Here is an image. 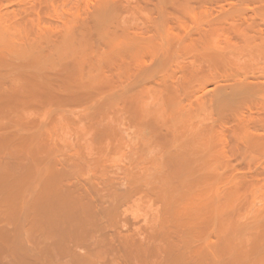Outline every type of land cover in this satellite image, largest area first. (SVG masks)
<instances>
[{
  "label": "rangeland",
  "instance_id": "1",
  "mask_svg": "<svg viewBox=\"0 0 264 264\" xmlns=\"http://www.w3.org/2000/svg\"><path fill=\"white\" fill-rule=\"evenodd\" d=\"M141 1L114 0L116 4L118 3L117 6L119 10H121V12L119 11V17L117 19V22L119 21V26L121 25L120 26L121 28L122 27L123 29L129 28L128 29L129 32L132 31L133 33L135 30L136 32L135 34L138 33L137 34L138 36L141 33V36L143 34L142 37H150V38L155 37L156 40H160V42H162L163 44H165L164 42H167L169 39L173 40L174 36L175 37L176 36L178 37V35L181 36V38L179 37L178 39L177 38L174 39L176 43L175 44L172 43L173 46L171 45L174 48L170 47V49L172 48V50L171 51L169 50V52H171L170 55L172 54L171 56L174 57L173 60H170L167 64H163L168 66V64L171 63L170 66H168L169 68L166 69L167 66L166 67L161 66L163 68V70L161 71L162 74L164 75L166 72L165 76L161 81H164L167 78L168 80L171 79L170 82L165 80L166 83L167 82L170 83V85H168L170 89H168V87H166L167 85L163 84L162 82L161 83L163 86L161 84H155L156 82L152 83V81H150L149 79H148L149 83L147 84L148 82L147 76L145 78L144 73H146L145 75H148L151 69L152 70L150 71V73L151 72L154 73L153 69L154 67H156L154 66L156 62L153 61V59H152L153 62L151 61V58L148 57L149 54L143 56L141 62L142 65H144L143 67H146L145 70L146 72L137 73L138 72L137 71L134 73L133 71L136 69H133V67L131 66L132 68L131 72H133V75H131V72L129 71L130 69L126 71H123L121 69L123 73L118 75L113 71V69L111 70V67H108L107 65L105 66L106 68H104V66L102 67L99 66L100 69L97 67L96 69H93L96 71H98L99 69L98 73L94 71V73L96 72L95 74L96 77L95 75L93 76L94 78L97 79L93 81L94 84L93 82L88 83L87 80H85L86 82L83 81L84 79L82 80L81 77H83L84 75H85L84 77L85 79L88 77L87 76L88 72L87 73L84 72L87 68L85 65H83V67L85 66L84 67L85 70L80 66L79 63L80 60L78 61L77 59V57L80 58V56H75V57L71 56L69 58H65V60L61 61L60 63L61 66H59V64H57L56 66L58 67V69L59 68L62 69L63 66L64 68L62 70L67 71V73L68 71L70 73L72 72L71 74L69 73L71 76L69 77L72 78L76 83L74 85L73 83L74 81L72 82L70 79V82L73 83L71 85L72 87L70 86L71 87L70 89H72L70 90L71 94L69 92V89L63 90L62 88L61 91L60 88H58L55 91L56 95H59L58 97L61 98V101L63 100L65 102L62 101L60 105L59 104L54 105L53 103L45 102L46 104L42 103L43 106L41 105V108L39 106H35V107H39L38 109L37 108L34 109L35 107L34 108L32 107L31 109L32 110L34 109V111H32L30 108L25 109L27 110L28 113L26 111L25 112L22 111V114L23 113L27 114V117L26 114L25 116L23 114V117L27 118V119L25 118L26 121L31 122L30 120H28L31 119L32 120L31 123H33V120L36 123L35 125L33 124L31 130H33L34 129L33 127H35L36 125L39 128L38 129L35 127L34 131L36 132L30 130L31 133L32 134L35 133L34 135H38L40 131V133H42V135L44 136L42 137L41 135V138L39 139V141L42 140L43 142L37 143L40 144V146L38 145L39 147L36 144L34 145L37 147V149L41 148L40 152L43 153L42 157L44 158L46 157V159H49L51 162H55L56 165L55 169L57 170V173H60L61 176L63 175L61 179L63 181L62 184L66 188L72 190V194L75 200L78 202L77 210L79 216L80 218L83 219V221L87 222L89 226L88 233L92 231L93 226H96L97 224L101 226L102 224V226L104 227V234L102 233L101 234L107 237V241H109V244H111V246L121 248L129 264H159V260L162 258L163 255V253L159 255L158 252L159 244L163 246L167 242L168 244L172 245L174 249L176 248L175 250L178 251L179 244H177L176 241H178L177 238L180 237L178 235L179 232L177 233L179 229H177L175 226L173 229L172 223H170V221H167L169 220L168 219L169 216L163 211L164 204H163V200H161L160 198L161 196L164 195L165 189H167L168 192L169 191L171 192L173 190L177 192V190L180 188L179 184L181 183L184 184L187 181L186 184H189V181H191L190 186L192 185L191 184L192 182L197 183L198 176L197 173L195 172L193 174H188L186 172L187 170H185L183 166H180V164L182 165V162L179 161L180 162L179 164L177 159L170 158L171 160H167L168 159L166 157L167 155L163 152L164 149L162 148H164L163 146H165L166 143H167L166 145H168L169 143L172 142L170 140H173L172 139L173 131L169 126L164 125L163 123H161L160 125L159 122L161 121V119L160 120L157 119L158 121L153 120L155 118L147 114L144 111L143 106L141 105L139 106V103L141 101L143 102H141L140 104L145 103V100H147L146 103H148V105H157L158 103L162 105L166 101L164 96L165 91H167L166 92L167 94L169 92L168 95L171 94L172 96L173 94L174 97L176 96V99L178 98L177 99L178 101L180 100V104L183 105L186 112L188 113L194 112V116L192 115V113L190 115L191 117L190 121H192L193 123L192 122L189 123L192 125L194 124L193 127L195 130L197 129V124L199 125L200 123L199 119H198L199 121H196L197 118L201 116L203 117V118L201 117V122L202 120H204V122L200 124L201 125L203 124V126L205 124V127L209 126L208 129H210L209 131H211L210 133L214 140V151L215 150L216 152L218 150H219L218 152L221 151V153L217 152L219 155L214 160L215 162H213V165L215 166L214 168L215 172L213 171L215 175L214 174L213 175L216 176L217 180H215L216 178L213 177L214 179L211 178L208 179L209 181L208 180L204 181L203 182L204 185L202 184L203 180L200 181L201 183L199 182L196 185H194L193 183L192 185L193 187L192 189L196 190L198 188L199 190H203V192H205L206 195L207 193L214 194V191H217L215 196L216 199L215 201L217 202V206L219 205L218 207L216 206L217 209L220 208V210H218L219 214L221 212V215L219 216L220 223L216 225L217 226L215 227L216 229L214 228L215 230H213L214 233L212 234V236L210 234V240H212L213 236L215 237V239L213 238L212 240V242L215 240V242H213L212 245L214 248V244H215L216 249L215 248L214 249L218 253L217 254L213 249L216 256L218 255L219 257V258L217 257L219 260L218 264H246L245 262H242L244 256L241 255L242 254L241 249L244 250V247H246L247 244H249L251 240L250 238H252V236L255 235V233L256 235H258V236L255 235L254 237L258 239L257 255L259 258L255 262L256 264H264V236H263L264 235V145L258 147L257 144L254 143L255 141L260 142L262 141L261 139H264V108H263L264 98L260 97L261 95L255 98L251 97L245 100L246 103L243 101L244 103L243 102L240 103V106L238 105L235 106L237 107V109L233 108L234 109L233 113H231L232 110H230L231 112L229 111L230 113L229 115L227 114L228 111L226 114L224 113L225 115H221L220 113L217 114L215 113L218 112L217 109H215L216 107L215 106L212 107V105L215 104L214 91L216 90V86L219 83H226L232 80L234 81V79L235 81L243 80V82L245 80L247 82L250 81L253 82V80L264 81V72H263L264 71V0H216V1L214 0H209V1L208 0H166V1L141 0ZM99 2L100 0H0V24L1 25L3 24V26L5 25L9 26L10 28L8 30H11L12 33L14 32V34L15 32H17L16 36L18 37L21 38L23 37V39L27 37L28 41L30 40L32 41V40H36L37 38L35 39V35H38L39 40L38 39L37 40L40 41L41 38L42 41L41 33L45 34L46 31H48L47 34L48 33L51 34L49 36L54 35L56 37V35L58 36L64 31V28L67 25L68 26L71 25L72 27L74 26V28L79 27L80 26V25L78 26L79 23L83 24L82 23L83 21L85 22L86 19L88 20L90 18V16L94 12V9L96 8V6L94 5L95 4L97 5ZM127 2H129V5H127L128 4ZM143 2L144 3L147 2V3L144 4ZM169 2L171 3V5ZM92 7H93V11H91ZM145 7L146 9L148 7V10H145ZM175 8L177 11L174 10ZM136 9L137 10L140 9V10L136 11ZM168 9L170 11H168ZM182 12H185L186 15H184L185 13ZM167 13H169L168 16ZM73 14L75 15L74 17L72 16ZM81 14H83V16ZM87 14H89V18ZM164 14H166V16ZM78 15L81 19H79ZM127 16L129 18H127ZM161 20L164 21L162 22V24H161ZM155 21H157L158 23ZM165 21L168 23V25H165L167 24ZM4 23L7 24L4 25ZM218 24L219 26L217 27ZM154 25H156L157 27H154ZM163 25H165V27ZM153 27L156 28L157 30L154 29ZM202 29L204 31H207V33L205 32L206 36H208V32L209 34L212 33L211 49L207 51L197 49L198 50L197 51L196 46L195 49L192 48V50L190 47L187 48L188 45L186 44V42L190 40V39L186 40L187 39L186 37L189 36L188 34H192V35L195 34L194 36L198 37L199 31H200L199 35H201V33L203 32ZM210 29H211V33L210 31H208ZM164 30H166L165 33L163 32ZM160 31L162 32L161 35L164 36L166 40H164L165 38L164 39L161 38L162 36L160 35ZM202 34H204V32ZM32 37L33 39H30ZM27 38L25 41H27ZM160 38L164 41H162ZM183 38L185 39L186 42L183 40ZM177 40L179 42H177ZM180 40L183 41L184 46L186 48L185 50L184 46L182 45V48H184L182 49V52L180 47L182 41L180 42ZM42 44L44 45V41H42ZM187 49H189L190 51ZM32 50L35 51L37 49L36 47H32ZM212 50L214 51V53H217L219 51L220 55H222L221 53H223L224 58L226 57L225 58L226 64L222 63L223 65H221V63H218L219 64L218 65L214 62H211V58L209 59L208 54L213 53ZM200 51L201 52L203 51L202 53H204L205 51L204 55H206V57L203 54H198L201 53ZM208 51H212V52H208ZM169 52H168V56H169ZM197 54L200 56L198 57ZM209 61L210 63H208ZM47 66L46 68L49 74L50 73L55 74L53 73V71L55 72L58 71L56 70L57 68L56 66H51L50 64L51 68L50 67L49 68L51 70ZM148 67L150 68L152 67V68L149 70ZM218 67L220 69H217ZM226 67H228V70ZM61 69L59 70L61 71ZM80 69L81 70L83 69L82 73ZM161 69L159 68L157 70L160 71ZM157 70L156 73H158ZM171 71L172 72L174 71L172 73V76L171 73L170 75H168V73ZM128 72L131 76L128 74ZM7 73L5 74V76L7 75ZM136 73L139 75H137ZM156 73L153 74V76L154 75L157 76ZM73 74L74 76H72ZM109 76L110 78H108ZM114 76L116 77L114 78ZM153 76H151V78L154 79V77L156 76L154 77ZM256 76L259 78H257ZM78 77L80 81H78ZM148 77L150 78V76ZM190 80L193 82L191 83ZM210 80L211 82H209ZM188 81H190V83H188ZM82 82L84 84H82ZM77 83L79 84V86L77 85ZM80 83L82 87L80 86ZM171 83H172V88H171ZM186 83L188 84L189 87L184 86L186 85ZM89 84L90 86H88ZM91 84H93L92 87ZM144 87L146 88L143 91H145L146 93L141 91V88L144 89ZM185 88H186L185 93L187 91L186 94L183 92ZM139 91L143 95L138 94L137 92ZM121 92L122 94L123 93L126 94L122 95ZM62 93L63 95H61ZM72 93L74 94L75 98L77 97L79 98L77 99V101L75 100V102L71 101V98L74 97V96L71 97ZM135 93L138 94V98L140 96H143L140 98V100L142 98L143 100L140 101L138 98H136ZM144 93L146 95H144ZM129 94H130V98H129ZM69 97H71L69 100H64V99H68ZM144 97L146 99H144ZM128 99L130 100V102ZM152 100H156L153 101L154 104H152L153 103ZM211 102L212 105H210ZM193 108L195 111L193 110ZM22 114H19V117H17V121L25 120L24 118H22ZM212 114L214 117L212 116ZM195 115L197 117H195ZM4 120L2 122L6 124L7 120H5L6 122H4ZM241 122L242 124L240 125ZM200 127L202 126H199V128ZM248 135H250V137ZM251 135L252 136L255 135V136L252 137ZM245 137L250 138V140L246 139ZM151 138H153V140ZM166 138L167 140L168 139L169 140L167 141ZM243 140H249V142L247 141L248 143H246ZM254 145L255 147H251ZM160 149H162L163 151ZM162 152L166 156L162 155ZM41 153L40 155H42ZM146 156L148 157V159ZM158 156L160 157V159ZM218 166L219 168H217ZM211 186L213 187V189ZM230 199L232 200V202L230 201ZM161 210L163 213H161ZM160 213L163 214V216L165 213V215L168 217L165 216L166 218H161L162 215ZM159 218H161V220L162 219L165 220L167 219V220L166 221L162 220L161 222ZM165 222H168L169 225L165 224ZM226 222L228 225L223 224ZM153 224H156L157 229L156 226H154ZM169 226L170 227L172 226V228H170ZM153 232L154 234L155 232H157V234L151 235ZM94 234L95 231L91 233L93 238L95 237ZM108 236H111L110 238L111 240L110 239L108 240ZM89 237L91 239L90 235ZM159 237H161L162 239H160ZM161 241L165 243L161 244L162 243ZM108 246L109 245L106 243V245L103 246L104 251L101 253L102 255L100 254L101 256L99 255L97 259H94L97 264H99V262L102 263L104 261H108V262L110 261L111 251H109ZM217 247H221V248L218 249ZM74 250H75L74 254L76 256L79 257L85 256L83 249L76 248ZM235 250L237 251L240 250V251L237 252ZM240 256H242L241 259ZM235 259H237L238 261L237 260L235 261ZM58 260L59 263H65L67 261V258L66 257L59 258L54 262L57 263ZM83 264H91V261L89 260Z\"/></svg>",
  "mask_w": 264,
  "mask_h": 264
},
{
  "label": "bare ground",
  "instance_id": "2",
  "mask_svg": "<svg viewBox=\"0 0 264 264\" xmlns=\"http://www.w3.org/2000/svg\"><path fill=\"white\" fill-rule=\"evenodd\" d=\"M214 1H216V0H214ZM127 3H128L127 5H129V2H127ZM145 3H147V2H145ZM155 3H156V1H155ZM117 4L114 2V0H100V2L97 5L93 4L94 6H96V8L94 9L93 14L92 15L90 14L91 15L90 18H89V14H87L89 19L88 20L86 19V21H85L86 23L84 21L83 22L80 21L83 24L79 23L78 24V26L80 25L79 27L74 28V26L72 27L71 25H69V26L67 25L65 27L66 29L64 28V31L61 34H59L58 36L56 35V37L53 34H52L53 36H49L51 34H49V33L47 34L48 31H46V33H45L46 35L44 33L43 34L41 33V35H42L41 37H42V41H44V45L42 44L41 38H40V41H38L39 40L38 35H35V39L36 38L38 39V40L36 39L37 41L36 40L28 41L27 37H26L27 41H25L26 38L23 39V37L21 38V37L16 36L17 32H15V34H14V32L12 33L11 30H8L10 27L5 25L7 23H4L5 26H3V24L2 25L0 24V67L2 66L0 68V69H2V70H0V119L7 120V122L4 120V122H6V124L2 122L3 120H0L1 121V123H0V264H83L89 260L91 261V264H97L94 259H97V257L104 251L103 246H105L106 243L109 245L108 246L109 251H111V259L109 262L104 261L102 263L99 262V264H129L127 258L125 257L124 253L122 252L121 248L111 246V244H109V241H107V237L102 235V234H104V227L102 226V224H101V226L98 224L96 226H93L92 231H90L88 233L89 226H88L87 222L83 221V219L80 218V216H79V213L77 210V203L78 202L75 200V198L72 194V190L66 188L62 184L63 181L61 179H62L63 175L61 176L60 173H57V170L55 169L56 168L55 162H51L49 159H46V157L45 158L42 157L43 153L40 152L41 148L37 149V147L34 145V144H36L37 146L38 145L40 146V144H37V143L43 142L42 140L39 141L42 133H40V131H39L38 135H40V136L34 135L35 133L32 134L31 131L36 132V131H34L35 127L36 128H38V127L36 125L35 127H33L34 129L31 130V127L33 126V124L35 125L36 123L34 122V120H33V123H31L32 122L31 119H28L31 122L26 121L27 114L23 113L24 116L26 114V117H23V114H22V111L27 112V110H25V109H29V108L31 109L32 107L34 108L35 106H39L41 108L42 103H45V102L46 103H53L54 105L55 104L60 105V103L63 100L61 101V98L58 97L59 95H56L55 91L58 88H60V90L62 88H63V90L69 89V92H70V90H72V89H70L72 87L71 85L73 83H74V85L76 84L75 81L72 78H70L71 77L70 74L72 72L70 73L68 71V73H67V71H63L62 70L64 68L63 66H62V69L59 68V69H61V71H60L58 69V67L56 66L57 64H59V66H61L60 63H61V61L65 60V58H69L71 56H74V57L80 56V58L77 57L78 61L80 60V62H79L80 66L84 70H85L84 67L86 66L87 68L84 72H86V73L88 72L87 73L88 75L86 74L88 76L86 79L84 78L85 77L84 74H83L84 76L81 75V76H83L81 78H82V80L84 79L83 81L87 80L88 83L89 82L92 83L94 80H97L96 78H94L93 75H95L96 72L98 73L100 67H102V66H104V68H106L105 66L107 65L108 67H111V70L113 69V71L116 74L120 75L121 73H123L122 70L126 71V70L130 69L129 71L131 72V69H132L131 66L133 67V69H136L133 71L134 73L137 71H138L137 73L146 72L145 71L146 67H143L144 65H142L141 62H142V57L145 55H148V54H149L148 57L151 58V61L153 59V61L156 62V64L154 62V64H155L154 66H156L157 69H159V68L161 69L162 68L161 66L166 67L167 65H163V64H167L170 60H173L174 57L171 56L172 54L170 55L171 52H169V50L171 51L172 48H174V47H172L173 46L172 43L173 44L176 43V41L174 39H176V38L178 39L179 37L181 38V36H179V35H178V37L174 36L173 40L167 39L168 41L164 42L165 44H163L162 42H160V40H156L155 37H152V38L142 37L143 34L141 36V33L138 36L137 35L138 33L135 34L136 33L135 30L133 33H132V31L129 32V30H128L129 28L123 29V27L122 28L120 27L121 25L119 26V21L117 22V19L119 17V11L121 12V10H119ZM17 5H19V4H17ZM136 5H137V3H136ZM170 5H171V3H170ZM156 6H158V5H156ZM177 6H178V4H177ZM170 7H172V6H170ZM123 9H125V8H123ZM172 9H171V12H172ZM139 10L136 9V11H139ZM145 10H148V7H147V9L145 7ZM174 10H176V8ZM224 10H225V8H224ZM82 11H84V10H82ZM91 11H93V7H92ZM91 11H90V13H91ZM127 11H129V10H127ZM168 11H170V10L168 9ZM150 12H151V10H150ZM169 13H167V16ZM182 13H185V12H182ZM220 13H221V11H220ZM81 15L83 16V14H81ZM164 15L166 16V14H164ZM175 15H176V13H175ZM184 15H186V13ZM72 16L74 17L75 15L73 14ZM78 17H79V15H78ZM176 17H178V16H176ZM127 18H129V17L127 16ZM79 19H81V18L79 17ZM217 19H218V17H217ZM126 21H127V19H126ZM120 22H122V21H120ZM149 22H150V20H149ZM155 22H157V21H155ZM162 22H164V21L161 20V24H162ZM177 23H178V21H177ZM143 25H144V23H143ZM149 25H151V24H149ZM165 25H168V23ZM165 25H163V26L165 27ZM218 26H219V24L217 25V27ZM154 27H157V26L154 25ZM186 27H187V25H186ZM159 28H161V27H159ZM154 29H156V28H154ZM166 30H164L163 32L165 33ZM169 30H172V29H169ZM177 30H179V29H177ZM221 30H223V29H221ZM208 31H210V33H211V29ZM32 32H31V34H32ZM152 32H154V31H152ZM197 32H196V35H197ZM203 32H204V34H202ZM203 32L201 33V35H199V33H200V31H199L198 37L197 36L195 37L194 36L195 34H193V35L188 34L189 36L186 37L187 38L186 40L190 39L188 42H186L185 39L183 38V40L188 45L187 48L190 47L192 50V48L195 49V46H196V50L197 49L206 50V51L210 50L211 46H212L211 45V42H212V40H211L212 35L211 34L212 33L209 34V32H208V36H206L205 34L207 33V31L203 30ZM58 33H59V31H58ZM155 33H157V32H155ZM161 33L162 32L160 31V35H161ZM213 33H215V32H213ZM37 34H40V33H37ZM144 34H145V32H144ZM146 35H147V33H146ZM151 35H152V33H151ZM175 35H177V34H175ZM215 36H217V35H215ZM161 38L164 39L165 37L162 36ZM30 39H33V37ZM164 40H166V38ZM164 40H162V41H164ZM218 40H220V39H218ZM173 41H175V42H173ZM181 41L182 40H180V42ZM215 41H214V43H215ZM177 42H179V41L177 40ZM222 42H224V41H222ZM179 45H180V43H179ZM182 45L184 46L183 41H182V44L180 46L181 52H182V49L185 48V46H184V48H182ZM216 45H218V44H216ZM32 47H36L37 50L33 51ZM170 47H172V48L170 49ZM189 49H187V50H189ZM185 50H186V48H185ZM212 51H208V52H212ZM168 52H169V56H168ZM193 52H195V51H193ZM202 52L198 53V54L204 55L205 51H204V53H202ZM198 54H197V56L199 57L200 55H198ZM221 54L223 55V53H221ZM222 55L219 54V51L217 53H214V51H213V53L208 54L209 59L211 58V62H214L216 64L221 63V65H223L222 63L226 64V60H225L226 57L224 58V55L223 56ZM174 56H175V54H174ZM204 56L206 57V55H204ZM208 56H207V58H208ZM145 60H143V61H145ZM208 63H210V61ZM50 64H51V66L57 67L56 70H58V71H56V72L53 71V73H55V74H52V73L49 74V72L47 71L46 66L49 65L47 67L51 68ZM170 64H168V66H170ZM83 65H85V66L83 67ZM70 66H71V64H70ZM145 66H146V64H145ZM168 66L166 67V69L169 68ZM96 67L99 68L98 71L93 70V69H96ZM156 67H154V69H153L154 73H152V72L150 73V71L152 70L151 69L152 67L151 68L148 67L149 70L151 69L149 71V73L147 71L148 75H145L146 73H144L145 78L147 76V81H148L147 84L149 83V80H150V81H152V83L156 82L155 84H161V85L163 83V84L167 85L166 87H168V85H170L169 82L171 81V79H169V80H168V78L165 79L166 81H169V82H167L169 84H167L165 80L161 81L163 79V77L165 76L166 72L164 71L165 74L163 75L161 72L163 70V68L159 71L156 69ZM165 67H164V69H165ZM4 68H5V70H4ZM104 68H102V69H104ZM226 68L228 70V67H226ZM83 69L82 70L80 69L81 73L83 72ZM155 69L157 70L158 73H156ZM170 69H171V67H170ZM217 69H220V68L218 67ZM230 69H231V67H230ZM6 71L9 73V75ZM94 71H96V72L94 73ZM5 72L7 73L6 76H5V74H6ZM133 72H131V75H133ZM173 72L172 71L169 72L168 75H170V73H171V76H172ZM263 72H261V73H263ZM79 73H80V71H79ZM155 73L157 74V76L154 75L156 77L153 76V74H155ZM104 74H103V77H104ZM128 74H129V72H128ZM137 75H139V74H137ZM203 75H205V74H203ZM72 76H74V74ZM148 76H150V78ZM151 76H153L154 79L151 78ZM190 76H191V74H190ZM248 76H250V75H248ZM95 77H96V75H95ZM99 77H100V75H99ZM115 77L116 76H114V78ZM210 77H211V75H210ZM108 78H110V76ZM197 78H198V76H197ZM257 78H259V77H257ZM70 79L72 82L73 81L74 82L73 83L70 82ZM151 79H153V80H151ZM213 79H214V77H213ZM237 79H239V78H237ZM100 80H101V78H100ZM78 81H80L79 77H78ZM141 81H143V80H141ZM190 81H188V83H190ZM192 82L193 81H191V83ZM209 82H211V80ZM78 83H77V85L79 86ZM82 84H84V83L82 82ZM93 84H94V82H93ZM93 84H91V87ZM116 85H117V83H116ZM161 85H158V86H161ZM80 86H81V83H80ZM88 86H90V84ZM184 86H188V84L186 83V85H184ZM120 88H121V86H120ZM145 88L146 87H144V89L141 88V91L145 92V91H143V90H145ZM171 88H172V83H171ZM186 88L183 91L184 93H185ZM128 89H129V87H128ZM168 89H170V87H168ZM214 89H215V87H214ZM209 90H211V89H209ZM215 91H214V93H215V100H214L215 104L212 105V102H211L210 105H212V107H214V106L216 107L215 109H217L218 112H215V113H217V114L220 113L221 115H225L228 111L227 114L229 115L230 110H232V112L231 111L230 112L233 113V110L237 109V107H235V106H237V105L240 106V103H242L243 101L245 102V100H247L251 97L255 98V97L261 95L260 97L264 98V81L263 80H260V81L253 80V82H251V81L247 82L245 80L243 82V80L242 81H239V80L235 81V79H234V81L232 80V81L226 82V83H219L216 86ZM65 92H67V91H65ZM166 92L167 91H165V94H167ZM137 93L140 95H143L140 93V91ZM145 93H144V95H146ZM184 93H182V94H184ZM186 93H187V91H186ZM70 94H71V92H70ZM121 94H122V92H121ZM138 94L135 95L136 98H138ZM165 94H164V96H165L166 101L162 105L160 103H158L157 105H148V103H146L147 100H145L146 104L142 103V104H145V105H142L140 103L143 102V101H141V100H143V98L141 100H140V98L143 96L139 95L140 97L138 98L141 101L140 103L138 102L139 106L140 105L143 106L144 111L147 114L151 115V117L155 118L153 120L158 121L157 119H159V120L161 119V121L159 122L160 125H161V123H163L164 125L169 126L173 131V138H172L173 140H170L172 142L169 143L168 145H166L167 144L166 143L165 146H163L164 148H162V149H164V151L162 149H160L167 156L165 154H163V152H162V155L166 156L168 158L167 160L177 159L179 164H180V162H182V165L180 164V166H183L184 169L187 170L186 172L188 174H193L194 172L197 173V176H198V178H197L198 182L197 183H199L200 181L203 180L202 181V184H203V182L207 181L208 179H211L213 177L216 178V176H214L215 175V173H214L215 172L214 171L215 166L213 165V162H215L214 160L219 155L218 153H221V151L218 152L219 151L218 150L217 151L218 153L216 152V150L214 151V140H213V137L210 133L211 131H209L210 129H208L209 126L208 127L206 126L207 127L206 128L205 124H204V126H203V124L202 125L200 124V123L204 122V120H202V122H201V117H202L201 116V117L197 118V120H196V121L200 120L199 121L200 123L197 122V123H199V125L197 124V129L195 130L193 127L194 124L193 125L190 124L192 122V121H190L191 120L190 115L192 113V115L194 116V112H191V113L186 112L183 105L180 104V100L178 101L177 100L178 98L176 99V96L174 97L173 94H172V96H171V94L168 95L169 92L167 95H165ZM175 94H177V93H175ZM61 95H63V93ZM72 96H74L73 93H72L71 97ZM132 96H134V95H132ZM71 97H69L68 99H64V100H69ZM145 97H144V99H146ZM62 98H64V97H62ZM127 98H128V96H127ZM129 98H130V94H129ZM77 99H79V98L78 97L75 98V96H74L71 98V101L75 102V100L77 101ZM128 100H127V102H128ZM137 101H136V103H137ZM153 101H156V100H152V102ZM250 101H251V99H250ZM63 102H65V101H63ZM129 102H130V100H129ZM131 102H133V101H131ZM148 102H149V100H148ZM125 104H126V102H125ZM152 104H154V102ZM263 104H264V101H263ZM128 105H129V103H128ZM200 105H201V103H200ZM39 107H35L34 109H36V108L38 109ZM34 109L33 110L31 109V110L34 111ZM133 109H135V108H133ZM136 109H137V107H136ZM255 109H257V108H255ZM193 110H194V108H193ZM258 110H260V109H258ZM211 111H212V109H211ZM214 111H216V110H214ZM19 114H22V118H24V119L26 118V119L24 121L23 120L17 121V117H19ZM212 116H213V114H212ZM195 117H197V116L195 115ZM147 120H149V119H147ZM241 124H242V122L240 123V125ZM191 125H192V127H191ZM199 126H202V127L199 128ZM211 126H212V124H211ZM167 132H169V131H167ZM248 136L250 137V135H248ZM253 136H255V135H253ZM42 137H44V136L42 135ZM158 137H159V134H158ZM171 137H172V135H171ZM151 139L153 140V138H151ZM159 139H158V141H159ZM246 139L250 140V138H246ZM155 140H156V138H155ZM166 140H167V138H166ZM249 140H243V141L248 143ZM255 140H256V137H255ZM261 140L262 141H260V142L255 141L254 143H256L258 147L259 146L261 147L264 145V141H263L264 139H261ZM150 143H152V142H150ZM257 146H256V148H257ZM251 147H255V145L251 146ZM40 153L42 155H40ZM147 159H148V157H147ZM159 159H160V157H159ZM161 159H163V158H161ZM174 163H175V160H174ZM161 164H162V162H161ZM215 164H217V163H215ZM219 166L217 168H219ZM145 170H146V168H145ZM58 172H60V171H58ZM172 172H173V170H172ZM215 180H217V178ZM195 181H196V179H195ZM190 182L191 181H189V184H186L187 181L185 183L183 182L184 184H182V183L179 184L180 188L178 187L179 189L177 190V192H175L174 190L171 192L170 191L168 192L167 189H165L166 192L164 191V195L161 196V198H160L161 200H163V204H164L163 205L164 209L163 208L162 209L169 216V218H168L169 220H167V219L166 220L170 221V223H172L173 229H174V226L177 229H179L177 231V233L179 232L178 235L180 236L179 237L180 240H179V238H177V239L180 243L178 241H176L177 244H179V247H178L179 249L177 251V250H175L176 248L174 249L172 245L168 244L165 241L166 239L164 240L166 242V243L164 242L165 244L161 241L162 242L161 244H164V245L162 246L159 244V246H158L159 255L163 253L162 258L159 260V264H218V261H219L218 258L219 257H218V255L216 256V254L214 253V250L216 249V247L214 244V248H215L214 249L213 245H212V243L215 242V240L212 242L213 238L215 239V237L214 236H213V238L211 237L212 240H210V234L212 236V234L214 233L213 230H215L216 229L215 227H217L216 225H218V223H220L219 222V220H220L219 216L221 215V212L219 214L218 210H220V208L217 209V207L219 205L217 206V202L215 201L216 200L215 196H216L217 191H214V194H208L206 192L207 193V195H206L205 192H203V190H199L198 188H197L198 190L192 189L193 183H194V185H196L197 183L192 182L191 183L192 185L190 186ZM212 189H213V187H212ZM226 199H224V200H226ZM161 200H159V201H161ZM218 200H221V199H218ZM230 201L232 202L231 199H230ZM219 203H221V202H219ZM161 213H163L162 210H161ZM165 213H164V216H163V214H161L162 215L161 218L168 217L165 215ZM161 218H159V219L161 220ZM162 220L164 221L165 219H162ZM162 220H161V222H162ZM155 221H157V220H155ZM158 222H156V223H158ZM165 224L169 225L168 222H165ZM223 224H227V222L223 223ZM153 225L156 226V224H153ZM172 226L171 227L169 226V227L172 228ZM152 229H155V228H152ZM156 229H157V226H156ZM221 230H222V228H221ZM93 231H95V234H94L95 237L94 238L91 235V233ZM153 234H154V232L151 235H153ZM155 234H157V232H155ZM89 235L91 236V239H90ZM172 235H174V234H172ZM215 235H217V234H215ZM231 235H233V234H231ZM255 235H256V233H255ZM255 235H253L252 238H250L251 240H250L249 244H247V246L244 245V246H246V247H244V250L241 249V252H242L241 255L244 256L243 257L244 259L242 262H245L246 264H256L255 261L259 259L258 255H257L258 254L257 253L258 252V239L256 237H254ZM256 236H258V235H256ZM110 238H111V236H108V240ZM159 238L162 239L161 237H159ZM240 243H239V245H240ZM221 244H222V242H221ZM235 247H237V246H235ZM76 248L83 249L85 256H81V257L76 256L74 254L75 253L74 249H76ZM217 248L219 249L221 247H217ZM231 248H232V246H231ZM238 248H240V247H238ZM238 248H237V250H238ZM237 250H235V251H237ZM239 251H237V252H239ZM215 252L217 253L216 250H215ZM219 254H221V253H219ZM63 257L67 258V261L65 263H59V260L57 261V263L54 262L55 260H57L59 258H63ZM237 257H238V255H237ZM241 257L242 256H240V259H241ZM236 260L237 259H235V261ZM257 263H258V261H257Z\"/></svg>",
  "mask_w": 264,
  "mask_h": 264
}]
</instances>
